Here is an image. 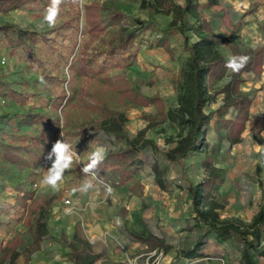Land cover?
Returning <instances> with one entry per match:
<instances>
[{
  "label": "rangeland",
  "instance_id": "374dc122",
  "mask_svg": "<svg viewBox=\"0 0 264 264\" xmlns=\"http://www.w3.org/2000/svg\"><path fill=\"white\" fill-rule=\"evenodd\" d=\"M174 1L84 0L81 4L80 0H63L54 28L43 22L47 7L42 1L0 11V23L45 35L50 46L37 44L30 55L23 48L0 44V117L7 116L0 118V248L15 237L23 240L14 264H72L69 249L59 240L61 236L70 237L76 224L99 255L96 264H244L241 246L234 241L220 243L212 235L200 257L184 259L179 252L188 249L201 233L194 227L188 187L211 177L214 170L219 178L210 198L222 206L218 211L221 221L246 227L264 210V66L260 74L257 68L242 74L244 82L239 88L250 93L253 102L240 142L232 143L235 127L228 129L237 112L231 108L222 115L217 113L224 99L219 91L230 77L226 74L218 80L215 74L207 86L209 93L218 92L215 101L205 107V112L212 115L205 137L207 147L179 162L166 163L165 153L187 135V128L171 116L181 93L177 85L184 58L181 39L168 38L172 53L155 43L173 20L170 10ZM195 1L199 20L206 22V30L215 37L216 48L226 60L264 45V0ZM91 5L96 6L95 12L105 24L93 33L88 32L87 22ZM112 10L152 22L158 31L138 32L132 49L138 50L135 57L129 55L130 51L104 64L102 54L116 43L121 25L109 22ZM125 26L130 31L137 27ZM185 36L190 43L198 40L194 31ZM11 92L27 95L25 103L12 99ZM57 93L65 98L49 101ZM152 98L160 102L144 105ZM31 112H45L58 122L54 136H49L46 127L21 125L16 120L18 115ZM110 112L124 116L126 137L100 131L98 140L83 139L82 134L90 135ZM63 138L74 146L80 162L65 173L59 189L42 187L40 180L50 165L44 157L53 143ZM133 139L150 141L157 148L147 149L145 169H138L137 175L124 184L115 173L104 170L97 174L96 187L88 193L79 191L89 178L81 171L88 150L105 145L108 153L120 151ZM6 146L19 157L8 159ZM154 160L160 162L165 174L164 187L151 168ZM100 181L112 186V195H106ZM25 193L32 196L26 202ZM49 198L54 201L47 215V236L40 249L31 252L33 239L24 222L26 215L16 213L23 209L33 212ZM131 232L163 238L167 249L151 250L136 242ZM257 261L264 264V257Z\"/></svg>",
  "mask_w": 264,
  "mask_h": 264
},
{
  "label": "trees",
  "instance_id": "16d2710c",
  "mask_svg": "<svg viewBox=\"0 0 264 264\" xmlns=\"http://www.w3.org/2000/svg\"><path fill=\"white\" fill-rule=\"evenodd\" d=\"M40 1L46 7L50 4V0H0V11L18 9L26 5H38ZM209 1L211 4L215 3V0ZM174 2L170 10L173 20L165 27L162 32L163 35L155 43L158 47H163L172 53L169 48L168 38L177 36L181 39L180 53L184 58L178 74L179 82L177 84L181 93L178 107L172 111L171 116L174 121L187 128V135L181 138L173 149L165 153L163 160L166 163L179 162L188 155L198 153L207 147L205 137L212 115L205 112V107L210 102L215 101V97L218 95V92L209 93L207 86L208 79L215 74L218 80L223 79L226 74L230 77L229 81L219 91L224 94V99L217 113L222 115L231 108L237 112L233 122H229L228 129L231 130V127H235L232 143L240 142V134L243 131L244 123L248 119V112L253 102L250 93L243 92L239 88L240 84L244 82L242 74L251 72L255 68H257V73L260 74L262 66H264V45H262L255 50H244L242 54H239L247 56L249 59L238 72H233L226 68V58L216 48L215 37L206 30V22L199 20L196 1L176 0ZM87 9L90 10L87 15L88 32L101 31L105 24L103 20L98 18L95 12L96 6L91 5ZM108 19L112 24L121 25L118 28L116 43L108 46L102 54L104 56L102 61L104 64L112 63L118 55H126L132 51L138 32L158 31L157 26L152 22L128 18L117 10L110 11ZM125 24L137 27L130 31ZM189 31L197 33L198 40L196 42H188L185 33ZM75 32L77 33L78 29L75 28ZM40 43L48 48L50 47L49 40L45 35L40 36L34 31L22 30L9 22L0 23V44L13 48H23V50L32 55L35 46ZM74 45H76V41H73ZM137 53L138 50L135 48L129 55L135 57ZM93 61H96V59ZM9 95L12 99H16L21 103H25L28 97L15 92H11ZM64 98V94L57 93L48 99L54 102L55 99L62 100ZM159 102L157 99L152 98L143 103L146 105ZM6 117L1 116L0 118ZM16 120L21 125H41L46 127L50 137L54 136L55 128L58 125V122L52 121L45 112L21 114L16 117ZM124 122L125 118L122 114L110 112L109 117L103 120L90 135L86 132L83 133V139L89 141L98 140L99 137L96 134L100 131L106 135L126 137L123 132ZM4 148V154L8 159L13 160L19 157L11 146ZM148 148L157 151L156 146L150 141L128 140V146L125 149L107 154L106 159L99 166L98 173L109 169L108 171L118 176L121 184L128 183L137 175L138 169L147 167ZM210 160L211 158H209ZM159 163V161L154 160L151 168L158 183L164 187L163 177L165 174ZM214 171L215 173L203 182L188 187L190 208L196 223L194 227L199 229L201 233L188 249L179 252V257L184 259L200 257L203 247L208 243L209 237L212 235L220 243L234 241L241 246V256L244 264H258L257 259L264 257V210L261 209L253 218L251 224L246 227L234 222L221 221L218 211L222 209V206L210 198L211 188L217 185L219 178V174H217L219 172L217 170ZM31 198V195L24 194L25 202ZM53 201L54 198L43 201L33 212L23 209L22 212L16 213L19 216L26 215L24 222L28 225L33 239L30 248L31 252L38 251L47 236L46 220ZM24 207H26V204H24ZM131 235L136 242L146 245L151 250L156 248L167 249L164 239L153 234L131 232ZM59 241L69 249L68 259L72 264L97 263L99 255L93 251L91 242L79 224L74 226L70 237L61 236ZM22 246L23 240L19 237H15L5 243L0 248V264H14L20 256L18 249Z\"/></svg>",
  "mask_w": 264,
  "mask_h": 264
},
{
  "label": "clouds",
  "instance_id": "9594fccd",
  "mask_svg": "<svg viewBox=\"0 0 264 264\" xmlns=\"http://www.w3.org/2000/svg\"><path fill=\"white\" fill-rule=\"evenodd\" d=\"M62 2L63 0H50V4L45 9L43 22L47 24L49 28H54L56 26ZM83 2L84 0H80L81 4H83ZM248 59L247 56H229L226 60L225 67L233 72H238ZM59 126L63 129L62 121L59 123ZM60 135L63 137V131ZM107 154L108 151L105 145H97L94 148H91L90 151H87V163L83 164L81 171L89 178L83 181L79 187V191L82 193H88L96 187L94 181L97 180L99 166L106 159ZM44 159L47 162H50V165L45 170V174L40 180V185L42 187L56 190L59 189L64 182L65 173L72 169L74 164L80 162V155L76 152L74 146L63 138L57 139L53 143L51 150L47 153ZM100 183L103 184L106 195L110 196L113 194L114 190L110 184L104 183L103 181H100Z\"/></svg>",
  "mask_w": 264,
  "mask_h": 264
},
{
  "label": "built area",
  "instance_id": "2783aa9c",
  "mask_svg": "<svg viewBox=\"0 0 264 264\" xmlns=\"http://www.w3.org/2000/svg\"><path fill=\"white\" fill-rule=\"evenodd\" d=\"M2 63H5V60H2ZM65 202L66 204H69V200H66Z\"/></svg>",
  "mask_w": 264,
  "mask_h": 264
}]
</instances>
